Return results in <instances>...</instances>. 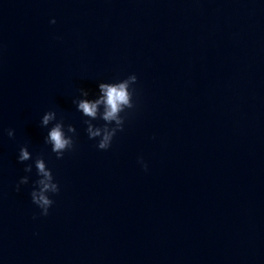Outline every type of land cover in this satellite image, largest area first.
<instances>
[{
	"label": "water",
	"instance_id": "95a60500",
	"mask_svg": "<svg viewBox=\"0 0 264 264\" xmlns=\"http://www.w3.org/2000/svg\"><path fill=\"white\" fill-rule=\"evenodd\" d=\"M132 73L100 150L72 101ZM48 110L77 129L62 159ZM25 144L47 216L35 168L16 191ZM0 264H264V0H0Z\"/></svg>",
	"mask_w": 264,
	"mask_h": 264
},
{
	"label": "clouds",
	"instance_id": "9594fccd",
	"mask_svg": "<svg viewBox=\"0 0 264 264\" xmlns=\"http://www.w3.org/2000/svg\"><path fill=\"white\" fill-rule=\"evenodd\" d=\"M51 22L56 21L53 19ZM137 83L138 77L135 73L124 78L103 80L97 83L98 91L94 94L81 88L80 95L73 99L72 103L76 110L84 118L83 123L86 125L88 138L97 141L98 149H110L117 133L124 130L127 111L136 107ZM94 121H103V123L97 124ZM40 124L47 130L43 137L44 143L50 146L51 152L57 159H62L66 152L75 149L77 129L73 124H66L65 120H58L56 110L46 111ZM7 134L9 137H14L15 130L10 128ZM17 160L25 164L26 174L17 182L16 191H20L22 185L29 183L35 168L37 179L33 181L30 196L32 203L40 210L39 215L47 216L55 203L52 195L60 192L59 182L45 157L43 155L33 157L27 144L20 147ZM29 161L31 162L26 163ZM139 163L147 170L148 165L142 157Z\"/></svg>",
	"mask_w": 264,
	"mask_h": 264
}]
</instances>
